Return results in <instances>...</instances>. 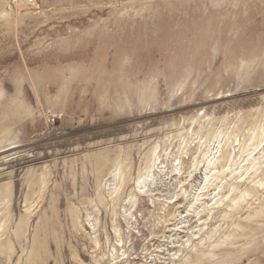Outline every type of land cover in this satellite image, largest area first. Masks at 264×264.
<instances>
[{"label":"rangeland","instance_id":"374dc122","mask_svg":"<svg viewBox=\"0 0 264 264\" xmlns=\"http://www.w3.org/2000/svg\"><path fill=\"white\" fill-rule=\"evenodd\" d=\"M262 131L264 0H0V264H264Z\"/></svg>","mask_w":264,"mask_h":264},{"label":"bare ground","instance_id":"6f19581e","mask_svg":"<svg viewBox=\"0 0 264 264\" xmlns=\"http://www.w3.org/2000/svg\"><path fill=\"white\" fill-rule=\"evenodd\" d=\"M263 133H264V132L262 131V135H263ZM257 142H258V141H256V138H253V142H252V144H251L252 146L255 145V146H253V150H254V149L259 145V143H260V142H258V144H257ZM254 160H255V158L252 157V160L250 161L251 164L254 162ZM250 162H249V163H250ZM254 166H255V163L252 164V168H254ZM209 169H211V167H210ZM115 175H116V172H115ZM236 175H237V174H236ZM263 179H264V173H263ZM258 183H260V182H258ZM0 195H1V192H0ZM0 198H2V196H0ZM112 258H113V259H111V260L113 261V260H114V257H112Z\"/></svg>","mask_w":264,"mask_h":264},{"label":"built area","instance_id":"2783aa9c","mask_svg":"<svg viewBox=\"0 0 264 264\" xmlns=\"http://www.w3.org/2000/svg\"><path fill=\"white\" fill-rule=\"evenodd\" d=\"M29 1H32V0H29Z\"/></svg>","mask_w":264,"mask_h":264}]
</instances>
